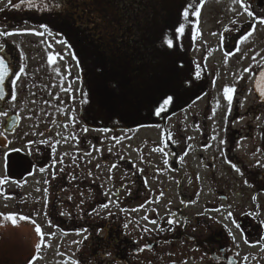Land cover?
<instances>
[{
  "label": "rangeland",
  "instance_id": "1",
  "mask_svg": "<svg viewBox=\"0 0 264 264\" xmlns=\"http://www.w3.org/2000/svg\"><path fill=\"white\" fill-rule=\"evenodd\" d=\"M33 1L0 0V28L51 29L47 17L7 13ZM74 1L76 11L84 0ZM86 1L102 9L98 50L64 38L63 55L46 32L6 40L24 72L0 115V264H179L194 255L184 235L191 224L203 228L208 203L243 204L264 171V104L253 92L264 63V0H203L199 17L191 13L200 0ZM225 86L235 89L230 105ZM45 127L54 163L18 182L8 174L20 170L17 138ZM61 154L64 173H53ZM10 214L15 225L3 219Z\"/></svg>",
  "mask_w": 264,
  "mask_h": 264
},
{
  "label": "flooded vegetation",
  "instance_id": "2",
  "mask_svg": "<svg viewBox=\"0 0 264 264\" xmlns=\"http://www.w3.org/2000/svg\"><path fill=\"white\" fill-rule=\"evenodd\" d=\"M42 1L35 0L32 3H21L18 8L22 10L17 8L16 11H7V13L10 17H26L29 20L31 19V21H36V18H43V23L47 22V17L52 27L51 29L48 26L43 27V30H40V32L42 34L45 32L50 34V43L55 42L62 45L63 55L64 38L69 43L74 40L84 43L86 39L95 45V49H99L98 46L100 40L98 39L100 33L98 32L100 29L96 26L89 25L87 19L99 17L101 15L99 12L102 11L100 1L97 3H91L84 0L86 5H83L81 2L78 3L76 11H73L75 7L70 8V11H64V0H50L48 3L47 0ZM48 6L50 7L47 8ZM40 7L45 8V10L38 11L40 10ZM3 11L4 10H0V15ZM64 17L81 19L88 25H70L66 27L67 30H70V36L64 37ZM15 21L16 20H14V22ZM53 22H55L54 25L52 24ZM20 27L21 26L7 25L0 28V32L11 33V35L20 34V32H32L34 35L39 32H37L36 28H28L25 30ZM33 29H35V31H33ZM8 36L10 35L0 36V45H3V50L0 51V58H3L5 63L9 66L8 72L4 75L3 81H0V113H3L4 109L7 108L6 100L12 96L10 91L11 83L16 77V73H19L16 70L18 58L15 57V44L6 41ZM58 56L59 55L56 54V57ZM77 59V61L81 63L79 58ZM258 69L254 74L253 92L257 97V100L264 104V94H262L259 89L260 80L264 79L261 75V73L264 72V63ZM43 86L49 88L46 76L45 83L42 87ZM14 116H16L18 120L16 127L19 128L21 125V115L17 112ZM38 116L37 113L34 116V119L37 121V126L40 125V122H38ZM8 121L9 118L7 117L2 127V133L4 134H6L7 131H10ZM47 122L48 121H46L44 125H46ZM46 129H48V132H45ZM41 130H38L40 131L38 133L34 131L31 138H24V140L20 137L17 138L15 144L19 145V147H15L16 158L13 164L20 170L13 171L8 164L7 172L11 170L12 173L8 174L16 176L18 182H25V179H28V177L34 173H44V169L46 170L48 164L50 162L54 163V157H52L54 154L52 137H49V142L46 139V136L50 134V129L45 127L43 128V132ZM20 142L23 143L19 144ZM4 143L7 145L9 140L8 143L7 140H4ZM20 146L27 148V156L29 158V163L31 164L28 169H26V165L22 159V157H24V150ZM63 154L60 155L63 167L60 171L54 170L53 173H64ZM259 172L260 173L257 174L259 184L256 183L254 186H251V196L248 198V201L243 198V204L240 205L227 204L224 202L223 205L218 204L212 206V203H208V206L202 211L204 222L200 224L196 221V223H199L198 225L203 228L198 227L195 223L191 224V227H189L190 233L184 235L191 243L190 246L193 249L192 252L194 255L187 256V258L183 259L179 264H184L187 261L190 264H264V201L262 199L259 201L258 198V195L261 193L264 194V171ZM216 194L217 192H215V195ZM237 195H240V191L237 192ZM219 198L221 200H227V196L222 194L219 195ZM229 213H231V215H229ZM222 216H224L223 219L221 218ZM180 234L181 232L179 233V236Z\"/></svg>",
  "mask_w": 264,
  "mask_h": 264
},
{
  "label": "snow or ice",
  "instance_id": "3",
  "mask_svg": "<svg viewBox=\"0 0 264 264\" xmlns=\"http://www.w3.org/2000/svg\"><path fill=\"white\" fill-rule=\"evenodd\" d=\"M22 2H23V0H22ZM235 2H240V0H235ZM202 3H203V0H200V5H198L193 10V12L191 13V15H195V16L199 17V15H200V6L202 5ZM16 6H19V5H16ZM249 15H251V13H249ZM184 16L186 18L189 17V12L187 10H185ZM260 23L264 24V20H261ZM42 27H46V26H43L42 25ZM176 31H177V34L178 35L179 34H182L183 31H184L183 26H181L180 28H178ZM36 34L42 35V33H36ZM3 35H11V33L0 32V36H3ZM193 35L194 36L195 35H198V31L197 30H193ZM251 35H252L251 32L247 33L246 36H244V37L241 38L242 41L248 39V37L251 36ZM168 43H169V46L171 47L172 46V42L169 41ZM2 50H3V45H0V51H2ZM237 51H239V49H237ZM49 62L50 63L53 62V57H51V56L49 57ZM8 69H9V66L5 63L4 59L3 58H0V81H3L4 75L7 74ZM245 71H247V70H245ZM23 72H24V69L21 67L20 70H19V73H16L17 79L20 78V75ZM261 75H262V77H264V72H262ZM12 83L15 84L16 83V80H13ZM234 92H235V89L232 88V87H229V86H225V88L223 89L224 98L228 102L229 105L232 103V99H233L232 94ZM262 94H264V93H262ZM168 103H169V100H165L164 101V104L161 105V107L156 110V114L159 115L164 110V106H166ZM0 115H6V113H0ZM221 143H223V141H221ZM103 207L106 208L107 205H103ZM61 214L63 215L64 213H61ZM229 215H231V213H229ZM3 219L4 220H7V221H11V223L13 225H15L17 223V217L15 215H12V214L7 215V216H3ZM18 219L19 220H28L29 217L20 216ZM125 227H127V225H125ZM35 231H36V233H37L38 236L42 235L41 227L39 225H37L35 227ZM73 264H75V261H73Z\"/></svg>",
  "mask_w": 264,
  "mask_h": 264
},
{
  "label": "trees",
  "instance_id": "4",
  "mask_svg": "<svg viewBox=\"0 0 264 264\" xmlns=\"http://www.w3.org/2000/svg\"><path fill=\"white\" fill-rule=\"evenodd\" d=\"M81 3L83 4V5H86L85 3H84V1H81ZM65 5H67L68 6V11H70V8H72V7H75L76 6V1H74V0H67L66 1V3H65ZM100 13H102V11H99ZM102 17H100V18H97V17H92V18H89V19H87L88 20V24H90V25H93V26H96V27H99L100 25H98V23H97V21L99 20V19H101ZM65 21H66V25H65V27H68V26H70V25H76L77 23L78 24H84V23H82V22H80V21H78L76 18H72V17H66L65 18ZM77 24V25H78ZM88 24H86V25H88ZM111 24V23H110ZM100 28V27H99ZM69 32H70V30H67L66 29V31L64 32V37L65 36H70L69 35ZM102 32V31H101ZM102 34V33H101ZM76 43H78V40H74ZM81 41H79V43H80ZM72 43V42H71ZM112 56H111V58H108V60L109 61H112ZM107 60V61H108Z\"/></svg>",
  "mask_w": 264,
  "mask_h": 264
},
{
  "label": "water",
  "instance_id": "5",
  "mask_svg": "<svg viewBox=\"0 0 264 264\" xmlns=\"http://www.w3.org/2000/svg\"><path fill=\"white\" fill-rule=\"evenodd\" d=\"M104 8L106 9V6H104ZM106 11H116V8L115 7H112V8H107ZM263 82L260 80V83L259 85H261Z\"/></svg>",
  "mask_w": 264,
  "mask_h": 264
},
{
  "label": "bare ground",
  "instance_id": "6",
  "mask_svg": "<svg viewBox=\"0 0 264 264\" xmlns=\"http://www.w3.org/2000/svg\"><path fill=\"white\" fill-rule=\"evenodd\" d=\"M259 89L261 90L262 93L264 92V82L261 85H259Z\"/></svg>",
  "mask_w": 264,
  "mask_h": 264
}]
</instances>
